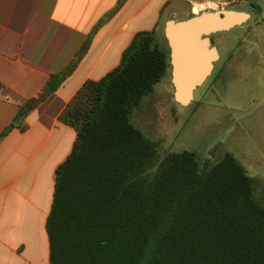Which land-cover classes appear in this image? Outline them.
I'll return each mask as SVG.
<instances>
[{
    "label": "trees",
    "instance_id": "trees-1",
    "mask_svg": "<svg viewBox=\"0 0 264 264\" xmlns=\"http://www.w3.org/2000/svg\"><path fill=\"white\" fill-rule=\"evenodd\" d=\"M260 3L247 5L259 11ZM163 28L136 33L120 64L84 82L58 116L76 138L54 174L49 264H264V206L245 168L228 153L202 165L192 152H164L130 121L170 76ZM94 33L20 107L2 137L12 128L25 131L26 116L72 74Z\"/></svg>",
    "mask_w": 264,
    "mask_h": 264
},
{
    "label": "crops",
    "instance_id": "crops-1",
    "mask_svg": "<svg viewBox=\"0 0 264 264\" xmlns=\"http://www.w3.org/2000/svg\"><path fill=\"white\" fill-rule=\"evenodd\" d=\"M118 1L0 0V264H49L46 222L54 174L76 138L58 116L83 83L115 69L136 33L159 31L162 22L183 21L206 5H229L226 0H126L115 12ZM246 12L251 18L237 30L247 47L238 46L236 53H250L252 40L264 36V6ZM92 32L72 74L26 116L25 131L12 128L2 137L20 107L74 60ZM259 64L264 62L253 65Z\"/></svg>",
    "mask_w": 264,
    "mask_h": 264
},
{
    "label": "rangeland",
    "instance_id": "rangeland-1",
    "mask_svg": "<svg viewBox=\"0 0 264 264\" xmlns=\"http://www.w3.org/2000/svg\"><path fill=\"white\" fill-rule=\"evenodd\" d=\"M259 6H264V1ZM203 8L253 11L247 3ZM171 13L174 17L178 15L174 10ZM227 36L229 44L222 57L225 60L233 56L234 59L220 78H210L196 92V98L204 96L201 104L178 105L173 98L168 71L132 112L130 121L164 152H192L202 165H212L225 153L231 154L251 177L254 198L264 206V64L253 65L257 61L264 62V36L252 40L262 44H254L252 50L248 46L250 53L242 50L235 54L237 46L247 47V44L241 43L239 31ZM225 37V34H217L213 40L219 45ZM157 43L159 48L165 46L161 35Z\"/></svg>",
    "mask_w": 264,
    "mask_h": 264
},
{
    "label": "water",
    "instance_id": "water-1",
    "mask_svg": "<svg viewBox=\"0 0 264 264\" xmlns=\"http://www.w3.org/2000/svg\"><path fill=\"white\" fill-rule=\"evenodd\" d=\"M244 3H258L264 0H241ZM246 11L214 10L205 8L189 15L183 21L174 19L164 24L163 35L169 48L170 81L175 102L188 106L194 91L199 88L217 60L215 48L210 47L207 38L212 34L241 28L250 20Z\"/></svg>",
    "mask_w": 264,
    "mask_h": 264
},
{
    "label": "flooded vegetation",
    "instance_id": "flooded-vegetation-1",
    "mask_svg": "<svg viewBox=\"0 0 264 264\" xmlns=\"http://www.w3.org/2000/svg\"><path fill=\"white\" fill-rule=\"evenodd\" d=\"M242 28V27H241ZM236 30H237V28H235ZM235 29H233V30H235ZM232 31V30H231ZM231 31H228V32H222V33H217V34H225L226 35V37H225V39L224 40H222V41H220L219 43V45L218 44H216L215 42H214V40H213V38H214V36L215 35H217V34H212V35H210L208 38H207V40H208V42H209V45H210V47H213V48H215L216 49V51H217V55H218V58H217V60H215L214 62H212V70H211V72H210V74H209V76L206 78V80L204 81V83L199 87V88H197L195 91H194V95H193V100H192V102L188 105V106H190V105H193V106H198L199 104H201L202 103V101H203V98H204V96L203 97H201V95H199L198 96V98H196V92L197 91H200L204 86H205V84H206V82H207V80H209L210 78H220L223 74H224V72L227 70V68H228V66L230 65V62L234 59V57L232 56H230L229 58H227V59H225L224 60V58L222 57V55H223V50L225 49V47L229 44V42H228V36H227V33H232ZM237 31H239V30H237ZM235 32V31H234ZM239 33H240V31H239ZM230 36V35H229ZM240 40H241V33H240ZM237 48H238V46H237ZM237 48H236V50H237ZM236 52H234V54H235ZM221 59H223V62L221 63ZM225 61V62H224ZM235 61V60H234ZM211 88V86L209 87V89ZM201 98V99H200Z\"/></svg>",
    "mask_w": 264,
    "mask_h": 264
},
{
    "label": "bare ground",
    "instance_id": "bare-ground-1",
    "mask_svg": "<svg viewBox=\"0 0 264 264\" xmlns=\"http://www.w3.org/2000/svg\"><path fill=\"white\" fill-rule=\"evenodd\" d=\"M208 6H211V5H208ZM203 8V7H202ZM204 9V8H203Z\"/></svg>",
    "mask_w": 264,
    "mask_h": 264
}]
</instances>
